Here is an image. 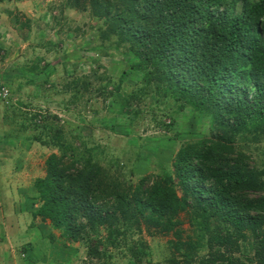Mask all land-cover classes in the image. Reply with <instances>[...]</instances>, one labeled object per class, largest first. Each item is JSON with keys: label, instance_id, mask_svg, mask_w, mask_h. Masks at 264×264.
<instances>
[{"label": "trees", "instance_id": "16d2710c", "mask_svg": "<svg viewBox=\"0 0 264 264\" xmlns=\"http://www.w3.org/2000/svg\"><path fill=\"white\" fill-rule=\"evenodd\" d=\"M65 6L102 22L101 46L92 49L94 54H105L103 46H108L132 59L116 81L92 71L102 82L98 91L118 104L117 115H136L133 102L154 94L208 118V134L177 150L172 172L155 180L145 176L133 185L111 176L110 165L100 164L94 153L98 145L79 141L76 147L72 140H80L79 132L69 142L62 127L48 122L49 141L38 133L26 137L60 152L47 158L45 176L35 181L34 200L41 204L32 209V217L48 220L69 242L85 243L87 258L95 264H115L108 251L122 247L127 264H144L149 253L141 241L131 239L133 231L140 232L138 225L144 224L163 234L178 232L176 217L188 211L195 238L177 237L173 245L182 262L172 256L166 264H246L233 257L235 252L251 264H264V162L256 166L249 146H238L264 135V0H66ZM93 59H75L74 70ZM41 60L36 58L30 77L44 71L48 84L50 65L40 67ZM134 71L142 73L140 85L124 91ZM90 86L88 77L69 82L71 101ZM155 88L157 93L149 92ZM17 110L10 118L17 117ZM38 117L21 115L12 123L39 129ZM5 120L10 121L8 115ZM101 228L105 240L97 238ZM248 238L253 240L248 244L251 259L244 245ZM204 249L207 255L198 258Z\"/></svg>", "mask_w": 264, "mask_h": 264}, {"label": "rangeland", "instance_id": "374dc122", "mask_svg": "<svg viewBox=\"0 0 264 264\" xmlns=\"http://www.w3.org/2000/svg\"><path fill=\"white\" fill-rule=\"evenodd\" d=\"M65 4L66 0L0 2V81L11 92L6 103L0 102V264L98 262L87 258L85 243L69 242L48 220L31 215L32 209L41 204L34 200L37 195L35 181L45 176L47 158L51 154L60 155L52 145L26 140L27 136L38 133L49 141L51 136L46 123L62 127L67 141L74 136V131L79 132L80 140H72L76 147L81 141L87 147L98 145L94 153L100 164L105 168L110 165L111 176L120 180L126 178L133 185L145 176L155 180L157 175L172 172L177 150L208 134V118L187 105L179 110V103L170 98L157 100L154 94L133 102L136 115L126 112L117 115L118 104L98 91L102 82L100 84L93 77L92 71L97 70L98 75L105 74L116 81L119 71L128 70L132 59L119 57L117 51L108 46H103L105 54H94L92 49L100 44L97 39L102 22L88 12ZM91 57L95 62L81 63L77 71L74 70L75 59ZM36 58L43 60L40 67L45 63L50 65L46 71L48 84L43 81L44 71L35 72V79L30 77ZM67 60H71L73 66ZM84 77H88L91 86L72 102L73 90L66 86L73 79ZM141 78L142 73L130 72L124 91L136 90ZM31 79L33 84L28 83ZM149 92L157 93L158 90ZM16 101H21L24 106L17 107ZM14 108L18 109L17 117L10 118ZM34 113L39 116V129L31 128L27 122L22 127L12 123V119L20 120L21 115L31 117ZM7 115L10 121L6 122ZM166 124L171 127L164 128ZM69 133L72 135L68 136ZM243 144L249 146L253 163L260 166L264 162V135L259 142H240L238 146L244 148ZM176 220L180 224L175 233L163 234L144 224L138 225L140 232L133 231L131 239L141 241L149 253L144 264H166L172 256L182 262L181 252L175 251L173 243L177 237L183 241L195 238L194 226L188 211L179 213ZM105 237L106 231L101 228L97 238L105 240ZM252 242L251 238L244 241L250 259L253 251L249 250L248 244ZM108 253L113 257L110 262L128 263L126 248L110 249ZM206 255L204 249L197 257ZM233 257L251 264L241 252H235Z\"/></svg>", "mask_w": 264, "mask_h": 264}, {"label": "built area", "instance_id": "2783aa9c", "mask_svg": "<svg viewBox=\"0 0 264 264\" xmlns=\"http://www.w3.org/2000/svg\"><path fill=\"white\" fill-rule=\"evenodd\" d=\"M10 97V90L2 81H0V101L6 102Z\"/></svg>", "mask_w": 264, "mask_h": 264}, {"label": "clouds", "instance_id": "9594fccd", "mask_svg": "<svg viewBox=\"0 0 264 264\" xmlns=\"http://www.w3.org/2000/svg\"><path fill=\"white\" fill-rule=\"evenodd\" d=\"M4 83V82H3ZM5 84V83H4ZM6 85V84H5ZM7 86V85H6ZM9 88V87H8ZM10 97H11V92H10ZM0 102H2V101H0ZM3 103H6V102H3Z\"/></svg>", "mask_w": 264, "mask_h": 264}, {"label": "crops", "instance_id": "0c3cea01", "mask_svg": "<svg viewBox=\"0 0 264 264\" xmlns=\"http://www.w3.org/2000/svg\"><path fill=\"white\" fill-rule=\"evenodd\" d=\"M26 247V246H25Z\"/></svg>", "mask_w": 264, "mask_h": 264}]
</instances>
